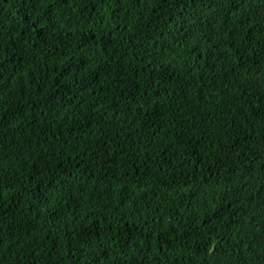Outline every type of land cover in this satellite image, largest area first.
<instances>
[{"label": "trees", "instance_id": "obj_1", "mask_svg": "<svg viewBox=\"0 0 264 264\" xmlns=\"http://www.w3.org/2000/svg\"><path fill=\"white\" fill-rule=\"evenodd\" d=\"M52 7L0 0V264H264V0Z\"/></svg>", "mask_w": 264, "mask_h": 264}, {"label": "snow or ice", "instance_id": "obj_2", "mask_svg": "<svg viewBox=\"0 0 264 264\" xmlns=\"http://www.w3.org/2000/svg\"><path fill=\"white\" fill-rule=\"evenodd\" d=\"M62 2H66V0H49V3L53 7L49 8L48 19H51L54 7L59 6ZM29 19H31L30 16H29ZM37 24L39 28L43 29L44 27L43 24H39V21H37ZM262 200H264V197H262ZM261 219L264 220V206H262V210H261ZM261 228H264V223L261 224ZM257 231L259 233L258 238H257V243L259 244L260 252L264 253V231H260L259 229Z\"/></svg>", "mask_w": 264, "mask_h": 264}]
</instances>
